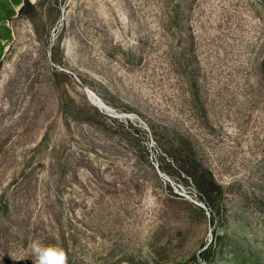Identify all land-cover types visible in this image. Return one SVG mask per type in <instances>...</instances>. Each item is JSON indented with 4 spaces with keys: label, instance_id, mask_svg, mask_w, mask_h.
<instances>
[{
    "label": "rangeland",
    "instance_id": "1",
    "mask_svg": "<svg viewBox=\"0 0 264 264\" xmlns=\"http://www.w3.org/2000/svg\"><path fill=\"white\" fill-rule=\"evenodd\" d=\"M13 25L0 194L31 217L0 264H36L34 241L69 264H264V0H26Z\"/></svg>",
    "mask_w": 264,
    "mask_h": 264
},
{
    "label": "trees",
    "instance_id": "2",
    "mask_svg": "<svg viewBox=\"0 0 264 264\" xmlns=\"http://www.w3.org/2000/svg\"><path fill=\"white\" fill-rule=\"evenodd\" d=\"M25 3H26V0L24 2V5H25ZM24 5L20 9V12L23 10ZM50 168L54 169V163H53V161L50 162ZM20 173L25 178V175H28L29 176L31 174V171H28L27 172V168L24 165L21 168ZM21 189L22 188H20V190ZM15 208L16 207L14 206V210H15ZM12 210H13V205H11L10 197L7 196L6 191H3L2 194H0V240H1L0 244H1L2 247L5 248L6 253L9 252V248H10L9 245H10V242H11L10 240H11V237H13V236H11L12 226L10 224V221L14 218V216H17V217L22 218V221L24 223H26V222L30 221V217H31L30 216L31 215V212H24V213H22V215H20L21 213L19 214L17 211H15V213L13 215L12 214ZM16 210H17V208H16ZM44 217H45L46 220L48 219L50 222H52V217H51L50 214H49V216H46V215L45 216H42V218H44ZM42 218L40 216L38 217V219H42ZM24 235H28V231H26ZM14 236H16V235H14ZM55 236L61 238L62 242H66V240H67L66 239V233L64 232L63 229H62L61 232L56 233ZM25 241H26V239H25ZM53 246L58 247L57 244H55ZM28 251H29V249L27 250V248H26V251H24V252L28 253ZM66 253H68V252H66ZM8 254H6L7 256H6V258H4L5 262L8 261V258H7L8 257ZM26 255L28 257H30V254H26ZM22 257L23 256H21V255L20 256H17L18 262L16 264H22L21 261L19 262V260H21Z\"/></svg>",
    "mask_w": 264,
    "mask_h": 264
},
{
    "label": "crops",
    "instance_id": "3",
    "mask_svg": "<svg viewBox=\"0 0 264 264\" xmlns=\"http://www.w3.org/2000/svg\"><path fill=\"white\" fill-rule=\"evenodd\" d=\"M25 0H0V57L15 38L13 21Z\"/></svg>",
    "mask_w": 264,
    "mask_h": 264
},
{
    "label": "clouds",
    "instance_id": "4",
    "mask_svg": "<svg viewBox=\"0 0 264 264\" xmlns=\"http://www.w3.org/2000/svg\"><path fill=\"white\" fill-rule=\"evenodd\" d=\"M32 255L36 258V264H69L66 251L56 246H44L34 241L31 245Z\"/></svg>",
    "mask_w": 264,
    "mask_h": 264
}]
</instances>
